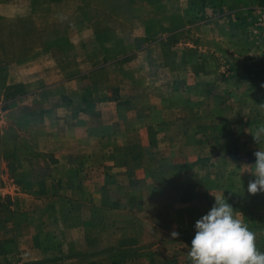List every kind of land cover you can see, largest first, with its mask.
<instances>
[{
  "label": "crops",
  "instance_id": "obj_1",
  "mask_svg": "<svg viewBox=\"0 0 264 264\" xmlns=\"http://www.w3.org/2000/svg\"><path fill=\"white\" fill-rule=\"evenodd\" d=\"M15 3L0 0V22L15 21ZM21 4L17 20L45 23L21 37L91 42L80 74L56 41L48 53L28 40L1 48L0 264L138 263L146 248L191 264L195 224L223 195L264 252V193L247 191L264 150L252 136L264 126V0ZM69 22L86 29L53 25ZM152 37L116 46L117 61L88 56L113 48L94 38ZM113 68L132 72L99 77Z\"/></svg>",
  "mask_w": 264,
  "mask_h": 264
},
{
  "label": "clouds",
  "instance_id": "obj_2",
  "mask_svg": "<svg viewBox=\"0 0 264 264\" xmlns=\"http://www.w3.org/2000/svg\"><path fill=\"white\" fill-rule=\"evenodd\" d=\"M261 135L264 126L252 135L256 143ZM254 156L255 164L251 165L254 179L247 188L251 195L264 193V150L259 149ZM242 218L224 195L215 197L214 206L195 224L196 232L188 252L191 264H264V252L257 248L256 234ZM171 235L175 238L179 234Z\"/></svg>",
  "mask_w": 264,
  "mask_h": 264
},
{
  "label": "rangeland",
  "instance_id": "obj_3",
  "mask_svg": "<svg viewBox=\"0 0 264 264\" xmlns=\"http://www.w3.org/2000/svg\"><path fill=\"white\" fill-rule=\"evenodd\" d=\"M17 3H15L14 6V16L15 17V21L13 22H6V21H2L0 22V51L1 48H5L6 45H8L10 42H13L14 46H20L24 40H28L30 45V51H36V52H44V53H48L51 52L52 46H55L57 42L61 43V45L67 48H72L71 52L74 53V55L77 56V60L79 62V69L77 70L78 73H84L85 69V59H86V54L84 53V48L86 46L87 43L91 42L90 38H86V37H77V38H48L43 36L44 38L41 37H30L28 39L21 37V31L24 29L27 30H32L34 31L35 29H40V30H44V24L45 23H34V22H22V20H17L18 17L22 18V17H26L23 12V7H22V0H15ZM6 15L4 14V12H0V19H5ZM86 22H77V23H53V25L58 26L59 28L62 27L63 30H67L72 28H75L77 30H81V29H86L85 27ZM90 24V23H88ZM127 27H133L134 28V23H126ZM94 26V31H100L101 29H118V23H114V22H94L92 24ZM71 26V27H70ZM126 27V28H127ZM89 28V27H88ZM154 28V26H153ZM264 29V27H262ZM6 30H13L14 32V36L13 37H6L5 33L7 32ZM79 34L81 33H85L83 32H78ZM157 38L152 37V38H94L93 42L95 47H101L103 44H108L109 46L113 47L111 48V52L109 53V55L107 54H99V53H95L93 55H89L88 56L91 58V56H94V59L96 61V63H100L103 61H117V59H115L116 57L119 56V52L117 53L116 51V46L119 47V49H123V48H132V49H138L141 46L144 45H149L151 44V42L155 41ZM56 41V43H55ZM25 44V43H24ZM70 44V46H69ZM76 47V48H74ZM36 48V49H34ZM46 48H49L48 50H46ZM159 55H155V57H158ZM114 59V60H113ZM119 60V59H118ZM84 65V66H83ZM83 66V67H82ZM128 69V68H127ZM163 71V70H162ZM120 72H132L129 70H125V69H116L113 68L111 70H109L108 73H105L103 75H99L100 78H103L107 80L110 79L112 80L113 78H117L118 73ZM148 73L151 74V71H148ZM3 75V73H2ZM5 76V75H4ZM150 77V76H149ZM156 77H159L156 76ZM161 77H165V75H162ZM149 135V133H148ZM145 251L142 252L143 255V261H140L138 263H112L111 264H169L168 262V258H166V260L163 258V254H161V256H159V258L157 259V261H154L153 257L150 258V253L148 248L143 249ZM152 255V254H151ZM165 255V254H164ZM82 258V256L80 257ZM3 264H5L4 261H2ZM72 264L73 261L71 262ZM62 264H69V262H67L66 260L62 263ZM81 264V263H79ZM179 264H183L181 262H179Z\"/></svg>",
  "mask_w": 264,
  "mask_h": 264
},
{
  "label": "built area",
  "instance_id": "obj_4",
  "mask_svg": "<svg viewBox=\"0 0 264 264\" xmlns=\"http://www.w3.org/2000/svg\"><path fill=\"white\" fill-rule=\"evenodd\" d=\"M260 21L264 24V10L262 11L261 20Z\"/></svg>",
  "mask_w": 264,
  "mask_h": 264
}]
</instances>
